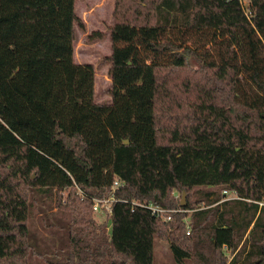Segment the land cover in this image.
Returning a JSON list of instances; mask_svg holds the SVG:
<instances>
[{
  "label": "trees",
  "instance_id": "trees-1",
  "mask_svg": "<svg viewBox=\"0 0 264 264\" xmlns=\"http://www.w3.org/2000/svg\"><path fill=\"white\" fill-rule=\"evenodd\" d=\"M74 4L0 0V264H264V0H115L102 102Z\"/></svg>",
  "mask_w": 264,
  "mask_h": 264
},
{
  "label": "rangeland",
  "instance_id": "rangeland-1",
  "mask_svg": "<svg viewBox=\"0 0 264 264\" xmlns=\"http://www.w3.org/2000/svg\"><path fill=\"white\" fill-rule=\"evenodd\" d=\"M114 2L115 0H75L74 4L75 12L82 23L81 27L75 25V40L73 44L74 60L77 63H90L93 65L95 102L111 99L109 93L111 80L108 76L109 63L106 57L110 53L109 28L112 21ZM242 2L244 6H247L248 0H242ZM93 32L99 34L101 37L90 38L89 35ZM188 58L192 67L198 66L195 58ZM240 114L243 115L244 122H242L241 116L235 115L233 119L226 118L224 114H220L219 116L230 131H233L239 138H254L255 136L252 134L253 137H251L249 131L246 129L248 124L254 122V113L241 109ZM256 121L258 123V120ZM198 166L202 177L210 170L204 160H200ZM234 196L235 193L233 191H228L222 200L234 198ZM181 197L182 194L180 196L176 195L177 202H180ZM188 214L189 212H187V216L184 218L185 222L189 220ZM91 216L98 224H102L103 233L108 234L110 223L109 215L103 210V207L98 206L96 210L91 212ZM40 226V220L35 216L32 219L31 227L33 230H38ZM38 233L40 234V230H38ZM153 264H175V260L168 249V241L165 239L155 238Z\"/></svg>",
  "mask_w": 264,
  "mask_h": 264
},
{
  "label": "built area",
  "instance_id": "built-area-1",
  "mask_svg": "<svg viewBox=\"0 0 264 264\" xmlns=\"http://www.w3.org/2000/svg\"><path fill=\"white\" fill-rule=\"evenodd\" d=\"M117 184H118V181L115 180V181H114V185H117ZM223 193L226 194L227 191L224 190ZM234 197H236V195H235ZM105 201H106V200L95 199L94 204H93V210H96V209H97V207L99 206V203H101V202H105ZM139 205L147 206V207L151 210V212H152L153 214H155L156 216H159V217H162V214H163L164 212H166V210H165L164 208H162V207H160V206H157V205H152V204H139ZM168 218H169V217H168ZM188 232H189V228L187 229V233H188Z\"/></svg>",
  "mask_w": 264,
  "mask_h": 264
},
{
  "label": "water",
  "instance_id": "water-1",
  "mask_svg": "<svg viewBox=\"0 0 264 264\" xmlns=\"http://www.w3.org/2000/svg\"><path fill=\"white\" fill-rule=\"evenodd\" d=\"M125 142H127V140H125ZM185 203H186V201H185V192H183V193H182V197H181V199H180V205H181V206H184Z\"/></svg>",
  "mask_w": 264,
  "mask_h": 264
}]
</instances>
